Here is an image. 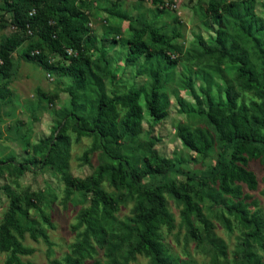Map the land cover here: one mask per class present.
I'll use <instances>...</instances> for the list:
<instances>
[{
    "label": "trees",
    "instance_id": "16d2710c",
    "mask_svg": "<svg viewBox=\"0 0 264 264\" xmlns=\"http://www.w3.org/2000/svg\"><path fill=\"white\" fill-rule=\"evenodd\" d=\"M2 1L10 8L13 24L20 33L12 34L0 45V99L5 97L3 91L12 78L11 53L28 37L37 36L40 42L29 46L24 53L27 59L41 64L47 71L72 78L77 84V89L69 92L70 109L65 113L64 122L59 124L55 137L43 144L46 151L40 163L50 166L60 176L66 198L74 191L80 192L89 196V204L79 216L82 230L72 255L48 264H83L82 256L95 248L103 250L111 264H129L138 255L146 256L149 264H193L170 255L163 243L161 228L171 229L175 223L166 206L165 192L181 205L179 223L185 228L187 238L194 241L213 264L226 258L227 253L225 243L214 234L213 225L200 206L205 198L222 208L220 220L225 230L232 231L230 218L241 229L232 264H264V220L257 212L249 210L256 203L247 202L249 198L242 191V186L254 191L258 185L248 168L249 161L260 160L264 164V20L254 13V0L242 1L243 15L236 20L228 19L229 4L208 5L207 14L218 25L213 42L234 68L241 90L253 93L257 102L238 103V92L233 86L223 89V97L213 95L210 86L201 89V98H197L195 107L187 112L203 121L212 136L201 128L179 125L178 138L186 149L203 157L213 142L221 150L212 166L190 171L180 169L178 161L160 157L154 149V139L141 144L142 159L131 158L122 150L126 140L133 142L141 133V98L154 122L162 121L167 115L168 100L163 90L167 69L177 64L168 53L174 49V38L165 37L157 28L138 30L131 24L126 62L134 64L144 59L148 64L149 60H155L147 71L150 82L147 88H131L124 96L109 97L101 84L89 79L91 58L86 44L94 38L84 13L89 0ZM121 19L126 17L121 16ZM0 25L5 27L6 22ZM34 49H39V53L32 54ZM44 49L59 54L68 63L50 62ZM68 49L76 54L68 55ZM89 83L95 89L87 98L85 91ZM77 90L84 91L78 94ZM120 109L124 110L123 115ZM70 127L78 137L91 140L89 152L100 151L101 154V163L84 179L73 178L68 172L65 133ZM173 176L183 180L178 182ZM146 178L149 183L144 182ZM104 183L122 191L134 204L133 218L128 223H120L116 233L106 229L118 210L116 195L106 191ZM8 198V209L0 222V252L8 255L6 264H25L22 257L33 251L15 235L24 234L17 217L32 207L34 201L29 198L22 203L18 194H10ZM43 220L49 222L44 216Z\"/></svg>",
    "mask_w": 264,
    "mask_h": 264
},
{
    "label": "rangeland",
    "instance_id": "374dc122",
    "mask_svg": "<svg viewBox=\"0 0 264 264\" xmlns=\"http://www.w3.org/2000/svg\"><path fill=\"white\" fill-rule=\"evenodd\" d=\"M153 1L155 0H89V5L84 10L88 16L87 27L94 35L93 41L86 44L91 58L88 66L91 74L89 79L90 82L101 84L109 97L124 96L131 88H147L150 82L147 71L155 60H149L148 64L144 59L134 64L126 62V41L130 36V25L138 30L157 28L165 37L174 38V49L168 53L177 60V64L167 69L163 90L168 100L167 115L162 121L154 122L141 98V133L133 142L126 140L122 150L131 158L142 159L141 144L154 139L157 154L180 162L179 167L183 171L208 168L214 164L221 147L213 142L204 157L191 152L181 144L177 127L201 128L209 137L212 136L203 121L187 112L195 107L197 98H201V89L207 86H210L213 95L219 94L221 97L226 86H233L238 92V103L248 105L257 102L253 93L241 90L234 68L219 53L213 42L218 25L207 14L209 3L229 4L228 19H240L243 15V0ZM254 2V13L264 20V0ZM121 16L126 19L122 20ZM1 22H6V26L0 25V45L7 37L20 33L13 24L10 8L2 0L0 24ZM38 42L40 39L37 36L28 37L11 53L12 78L6 91H3L5 97L0 99V222L8 209L10 194H18L22 203H25V199L32 198L33 206L17 217L18 226L24 229V234L20 237L15 233L24 246L33 251L31 255L22 257L25 264H48L51 260H61L72 255L78 242V234L82 230L79 216L89 204V196L80 192L74 191L66 198L60 176L50 166L40 163V158L46 151L43 144L55 137L59 124L64 122L65 113L70 109L69 92L76 90L77 84L74 79L47 71L41 64L24 56L29 46L34 47ZM31 53L38 54L39 49H34ZM44 55L50 62L68 63L59 54L50 53L46 49ZM189 56L191 59H187ZM251 57L253 58L252 52ZM90 84L85 91L87 98L91 97L95 89ZM77 91L81 94L84 90ZM120 112L121 115L124 114V110L120 109ZM65 136L68 141L69 174L76 179L89 177L101 163L100 151L89 152L91 140L78 137L71 127L67 129ZM23 165L25 168L22 169ZM248 168L254 173L258 185L254 191L242 186L243 195L248 196L247 202L256 203L249 210L257 212L264 220V164L260 160H251ZM173 178L178 182L183 180L178 176ZM149 181L146 178L144 182ZM103 188L116 195L118 210L106 225L109 232L116 233L120 223H128L133 218V200L108 183H104ZM33 194L35 197H32ZM164 195L167 209L175 219L173 228L162 227L160 230L169 254L193 264H213L204 251L187 238L185 228L180 226V203L172 195L166 192ZM200 206L205 217L212 223L214 234L226 246L227 257L220 258L216 264H232V253L240 240L241 229L230 218L232 231L225 230L220 220L223 210L209 198L200 202ZM43 216L48 218V223L43 220ZM258 254L263 256L261 251ZM7 258V254L0 252V264H6ZM82 262L111 264L104 251L98 248L84 254ZM129 264H149V261L146 256L138 255Z\"/></svg>",
    "mask_w": 264,
    "mask_h": 264
},
{
    "label": "built area",
    "instance_id": "2783aa9c",
    "mask_svg": "<svg viewBox=\"0 0 264 264\" xmlns=\"http://www.w3.org/2000/svg\"><path fill=\"white\" fill-rule=\"evenodd\" d=\"M66 52L68 55H75L76 54L73 50H70V49L66 50Z\"/></svg>",
    "mask_w": 264,
    "mask_h": 264
}]
</instances>
